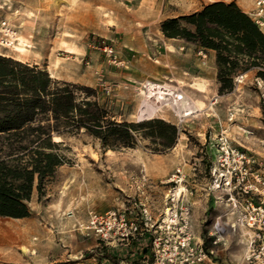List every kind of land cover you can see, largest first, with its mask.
I'll list each match as a JSON object with an SVG mask.
<instances>
[{
    "label": "rangeland",
    "instance_id": "obj_1",
    "mask_svg": "<svg viewBox=\"0 0 264 264\" xmlns=\"http://www.w3.org/2000/svg\"><path fill=\"white\" fill-rule=\"evenodd\" d=\"M142 9L139 0H0V56L96 89L118 122L157 118L178 131L161 152L144 138L120 150L83 132L54 139L67 163L38 197L60 183L69 203L59 216L46 210L45 233L0 219L9 241L0 264H264V83L250 70L220 94L215 53L165 38L167 18L146 25ZM146 82L173 86L200 109L180 117L167 105L139 118ZM112 211L137 229L102 241L89 220ZM24 229L26 243L11 246Z\"/></svg>",
    "mask_w": 264,
    "mask_h": 264
},
{
    "label": "trees",
    "instance_id": "obj_2",
    "mask_svg": "<svg viewBox=\"0 0 264 264\" xmlns=\"http://www.w3.org/2000/svg\"><path fill=\"white\" fill-rule=\"evenodd\" d=\"M159 28L165 38L215 53L220 94L233 89L234 76L250 70L264 83V32L233 1L205 4L163 20ZM80 132L98 140L103 150L133 148L144 138L161 152L178 137L176 126L161 119L118 122L96 89L0 56V217L30 216L33 189L43 196L46 182L67 163L60 149L64 142L54 137Z\"/></svg>",
    "mask_w": 264,
    "mask_h": 264
},
{
    "label": "crops",
    "instance_id": "obj_3",
    "mask_svg": "<svg viewBox=\"0 0 264 264\" xmlns=\"http://www.w3.org/2000/svg\"><path fill=\"white\" fill-rule=\"evenodd\" d=\"M139 1L142 3V6H143L142 10L146 13V16L149 17L146 25L150 23V20L154 21L155 18H158V17L160 18L161 16L163 19H165V18L176 17L178 15L193 13L195 11H198L203 5L211 3V2L228 3V2L233 1L244 13H246L249 16V11L252 9L253 3H254V0H139ZM260 29L262 32H264V28H260ZM145 43H148V42L145 41ZM147 46L148 48H150V44H148ZM162 59L163 58H161V60ZM150 68L151 70L154 69L152 65H150ZM171 75L173 77L174 73L171 72ZM145 76L147 77L151 76L154 78L156 77L150 72L146 73ZM61 169L62 167L58 171H62ZM63 194H64V191L62 189V185L60 183H53L47 187L46 195L41 200L39 199L38 193L34 188L32 191L30 200L28 202L30 216L16 219V220L23 223L24 225L25 224L37 225L39 226L38 228H41L42 232L45 233L46 230H50L47 225L51 223H49V221L46 219V217H44L43 214L46 213V210L53 209V211H55L53 213V216H56V214H58L60 210H63V208L69 203V200H70L69 194H66L67 196H63ZM43 200H48V201H43ZM76 203L77 202L75 199V202H71L70 204L74 205ZM2 218H6V217H0V219ZM55 220L56 219H53L52 222H54L55 224H58ZM21 231L22 232H19V233H21L22 237L28 236V234L30 235V232H31L30 229L29 230L24 229ZM18 237H19V234H18ZM25 238L26 237H24V239H22L21 241L20 239L18 240L12 239L11 246L13 247L21 246V244L26 243ZM8 245H9V241L5 242L3 240H0V247H6Z\"/></svg>",
    "mask_w": 264,
    "mask_h": 264
},
{
    "label": "bare ground",
    "instance_id": "obj_4",
    "mask_svg": "<svg viewBox=\"0 0 264 264\" xmlns=\"http://www.w3.org/2000/svg\"><path fill=\"white\" fill-rule=\"evenodd\" d=\"M18 49L21 50L20 48ZM143 95L144 99L138 110L139 118L152 117L163 106L167 105L180 117L188 116L191 112L200 109V104L193 101L185 92L178 91L177 88H172L168 85L146 82L144 84ZM54 139L57 140V138ZM182 191L183 189L180 187L174 192V196L180 197ZM166 213L168 219H171L172 216L169 210H166ZM171 220L173 221V219Z\"/></svg>",
    "mask_w": 264,
    "mask_h": 264
},
{
    "label": "built area",
    "instance_id": "obj_5",
    "mask_svg": "<svg viewBox=\"0 0 264 264\" xmlns=\"http://www.w3.org/2000/svg\"><path fill=\"white\" fill-rule=\"evenodd\" d=\"M249 16L259 28H264V0H254ZM7 32L10 31L7 30ZM7 43L8 41L5 44ZM89 226L102 241L117 235L121 238H127L137 229L136 224L128 222L114 211L108 212L105 216L92 215Z\"/></svg>",
    "mask_w": 264,
    "mask_h": 264
}]
</instances>
